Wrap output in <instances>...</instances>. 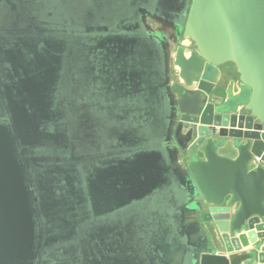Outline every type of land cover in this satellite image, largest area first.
<instances>
[{"label":"water","instance_id":"95a60500","mask_svg":"<svg viewBox=\"0 0 264 264\" xmlns=\"http://www.w3.org/2000/svg\"><path fill=\"white\" fill-rule=\"evenodd\" d=\"M34 1L0 0V264H76L67 257L76 248L69 245L78 229L86 225L80 216L89 211L88 216H98V228L161 184L169 187L170 213L163 219L160 206L151 207L156 210L151 221L159 228L151 231L150 248L140 256L143 264L153 257L159 258L157 264H264V0H185L178 22L165 21L160 1L154 9V3L127 0L136 7L134 14L129 16V7L120 16L139 18L117 27L135 31L162 56L164 66L157 73L151 69L158 79L152 84L151 77L138 91H158L163 98L158 108L150 99L153 110L132 106L124 125L118 118L113 124L100 119L104 149L116 156L89 184L91 193L100 192L98 199L91 202L85 194L89 201L79 198L77 209L71 162L84 160L61 146L66 139L51 128V120L56 124L64 114L48 111L20 65L34 25ZM147 15L159 22L161 40L151 37ZM80 35L75 51L87 52L93 43ZM77 91L81 95L82 88ZM87 108L81 119L76 117L85 125L95 121ZM86 183L88 177L79 184ZM144 216L147 221L149 209ZM123 218L106 222L118 224L108 235L131 247L127 255L134 257L143 249L118 228ZM93 235L95 242L87 246L91 254L82 255L79 264H113L109 238L100 231ZM96 247L100 252L92 254Z\"/></svg>","mask_w":264,"mask_h":264},{"label":"flooded vegetation","instance_id":"af4514ba","mask_svg":"<svg viewBox=\"0 0 264 264\" xmlns=\"http://www.w3.org/2000/svg\"><path fill=\"white\" fill-rule=\"evenodd\" d=\"M158 1H160L162 8L157 6ZM184 2L185 0H132V3L135 5L142 4L145 6H151V4L154 3L156 5L154 6V9L158 7L160 15H163L165 21L175 22H178L181 18L179 11L181 10ZM164 3L168 4H166L168 8L163 6ZM121 10L122 8H118L116 12ZM170 11L173 13H169ZM163 12L170 14L171 16L167 15V17ZM114 17L115 16L113 15H109L107 18L104 17L105 21L94 23L89 26L90 28H88V33L90 32V29L96 31H94L87 39L88 44L93 43L87 52H85L83 48H81L80 51H75V48L73 47L72 49L69 47L65 49L66 46H63L60 39L46 38L44 36L37 38L38 40H26L21 49L20 65L25 73L23 74L25 75V78H27L29 86L37 87L38 94L34 93L38 99L41 97L45 101L49 112H58L62 115L64 113L65 115V112L55 109L54 100L59 90V83L61 81L62 74L65 73V71H69V78L66 80L65 84L68 93L71 97H74L71 91L74 90V92H78L77 85H79V88H82V93L79 95L78 99L82 102L84 101L82 113L78 114L79 108L77 106L72 108V114H78L74 118L79 117L81 119L83 113L85 112L86 105L88 106L87 109H89V112L95 118L96 129L95 131L91 130V133L87 134L90 138V146L93 150H95V153L79 157V160H84L81 163L80 170L78 171L80 177L74 175V172L71 169V175L73 174L72 177L74 181H78L80 183L87 177L89 180V183L85 184V188L84 186H81L78 190L76 185H74V190L71 191V198L73 197L74 199V209H77V207L80 208L78 203L79 198H83L86 202L89 201L85 194L90 196L91 202L92 199H94L93 202L98 199L100 192L93 190L91 193L89 184L91 180L96 178V175L99 172L98 170H101L103 167H111V163L116 156V153L113 151L104 149V147H108V144L102 142L103 138L106 136L102 130L103 125L100 119H103L106 123L108 122V124H113L115 123L113 120L118 118L121 120L122 125H124V121H126L129 113L132 111V106H134V109L138 106H141L143 109H148L150 99H153V103L158 108L160 100L163 98L158 91L152 94L145 90L140 93L138 91L146 84V81L151 82V77H154L155 74L159 72V68L163 66L162 56L159 55V53L154 54L150 48L146 47L143 40L140 41L138 39L135 31H121L120 27L112 28ZM141 18H143V16H141ZM149 18L154 20L153 16L147 15L146 18H144L145 23H148ZM176 26L178 27V25ZM120 36L122 38H120ZM56 46L58 50H55L54 47ZM40 49H43V51H40ZM156 52H158V50ZM53 54H57L59 58L54 57L53 59ZM69 58H71V66L68 64L70 63ZM47 68L53 70H46ZM151 69H154L156 73H153V70ZM75 70L78 71V73L75 72ZM78 74L84 76L86 80L85 85L80 84V77ZM157 79V75L152 78V84ZM124 112L125 115L118 117L117 113ZM97 120L99 123H96ZM130 120H133V118L130 117ZM89 121L91 124L94 123L91 119ZM51 124L54 127L53 128L51 126L52 129L58 130V132H56L57 134H64L63 136L66 139V143L62 142L61 146L65 149L71 147L75 149V145L70 146L68 142L67 132L69 128L67 125L61 128L57 125L58 123L53 124L52 120ZM99 125H101L100 128ZM110 146H112V144H110ZM89 172L94 173L88 175ZM104 179L103 183L108 184L110 179ZM95 180L96 179H94V181ZM167 188L169 189L167 185L161 184L159 188L156 189L149 197L133 201L127 208L124 209H139L135 215L139 217L143 215L142 219L144 221L146 219L144 215L148 211H145V214H143L144 210L142 211L140 207L147 206L146 209L155 207L156 205L151 201V197H154L161 191H166ZM105 192H107V189ZM167 193L169 192L167 191ZM89 212L87 213L88 215ZM93 214L95 215V213ZM88 215H82L80 217L84 222H86L90 217ZM95 217L98 216L95 215ZM106 222L108 221L101 223L97 229L98 231L105 233L106 237L109 238L107 241V244L110 246L108 247V250L115 253L113 255V264H143L144 262L140 258V256L143 255V250L135 249L136 251L134 257L133 255H127V253L131 252V247L128 245L124 247L122 240L117 239L113 235H108V233L112 231V227H117L118 224L113 222L108 224ZM169 224L172 225L171 222ZM96 250L100 252L98 247H96L93 249L92 254H94ZM120 258H122V260ZM158 259V257L151 258V264H157Z\"/></svg>","mask_w":264,"mask_h":264},{"label":"rangeland","instance_id":"374dc122","mask_svg":"<svg viewBox=\"0 0 264 264\" xmlns=\"http://www.w3.org/2000/svg\"><path fill=\"white\" fill-rule=\"evenodd\" d=\"M98 4L100 3V6L96 5L94 6L93 0H36L34 3L31 4V15H30V22L33 23L32 29L27 32L26 36L28 40L31 39H37L40 37H48V38H57L60 39L63 46L65 45L67 49L68 47H73L75 49H79L80 44L78 40V35H80V38L82 41L86 40L91 34L96 31L93 29H90V32L88 33V28H90V25H93L94 23H100L105 21L104 17H108L109 15H113L114 17V23H112V28H116L119 26V23H123L121 27L124 25L131 26L132 23L134 24L133 19H126L125 15L120 16L122 12L116 10L118 8H124L125 14L129 12V7H131V1H123V0H96ZM134 14V10H131L129 12V16ZM126 19V22H125ZM125 22V23H124ZM159 22L148 19V26L151 28V37L159 41L162 39V30H159ZM155 27L157 29H155ZM82 46V45H81ZM55 50L57 49V46L54 47ZM60 49V48H59ZM70 63H68L71 66V58H69ZM78 68L77 66H75ZM75 72L78 73V71L75 70ZM69 71H65V73L62 74L61 81L59 83V90L58 93L55 96L54 100V107L57 110H60L62 112H65L64 120L63 118H59L55 120V122L58 123V125L62 128L67 125L69 128L67 132L68 142L71 145H75V149L71 147L72 150H74V155L72 157L74 159H79L80 155H78L77 152H83L85 149H90V138L87 134L91 133L92 129H89L90 127L95 126V121L93 124H83L81 120L74 118L78 114L82 113V108L84 106V101H80L79 92L71 91L74 95V97H71L68 93V90L65 86L66 80L69 78L68 76ZM79 75V74H78ZM80 77V84L85 85V78L84 76L79 75ZM79 88V87H77ZM248 96V92H247ZM74 106H77L79 108L78 114H72V108ZM149 108L153 110V104H149ZM148 108V109H149ZM147 109V110H148ZM64 114V113H63ZM85 122L88 120H84ZM82 125H80V123ZM93 149V148H92ZM82 162V161H81ZM81 162H71V169L73 172H76V174L79 173L80 170V164ZM66 163V162H65ZM80 177V176H79ZM76 182V187L79 190L80 184L78 181ZM85 188V184H84ZM151 201L155 203V205L160 206V214L162 213V218L165 219V216L169 215V210L166 207L169 206V202L171 201V196L167 191H161L160 193H157L154 197H151ZM151 202V203H152ZM152 205V204H151ZM140 207V209L145 214V211H148L149 209V219L147 221H143L142 216H137V212L139 209H122L121 211H118L115 213V217H111L107 219L106 221H113L116 222L120 218L124 217L122 222L119 223V229L121 231L130 236L132 238V241L135 245H140L143 249V251L147 252L150 248V244L152 242V232H156L158 227V221L153 223L151 221V218L154 215L155 209ZM165 208V211H164ZM151 209V210H150ZM167 210V211H166ZM167 219V218H166ZM100 222V219L98 217H92L90 216L88 220L86 221V225L84 228L80 227L77 231V234L74 236L73 241L70 243L69 246L76 247L74 252L71 253L70 258L67 257V259H74L75 263L79 264L81 262V256L86 254H91V249L87 248L88 245H92L93 242H95L94 239V233L98 236L97 231V223ZM163 225L164 223L161 222ZM94 227V230H93ZM65 245V247H69ZM90 264V263H89Z\"/></svg>","mask_w":264,"mask_h":264},{"label":"crops","instance_id":"0c3cea01","mask_svg":"<svg viewBox=\"0 0 264 264\" xmlns=\"http://www.w3.org/2000/svg\"><path fill=\"white\" fill-rule=\"evenodd\" d=\"M164 67V66H163ZM232 67V73H233V77L236 78V80L239 79V74L237 73L236 67L234 65L231 66ZM235 91H239L238 85L235 88Z\"/></svg>","mask_w":264,"mask_h":264},{"label":"trees","instance_id":"16d2710c","mask_svg":"<svg viewBox=\"0 0 264 264\" xmlns=\"http://www.w3.org/2000/svg\"><path fill=\"white\" fill-rule=\"evenodd\" d=\"M136 7H133V6H131V9L132 10H134ZM129 10H130V8H129ZM139 18V16L137 15V14H135V19H133L134 21H136V19H138Z\"/></svg>","mask_w":264,"mask_h":264}]
</instances>
